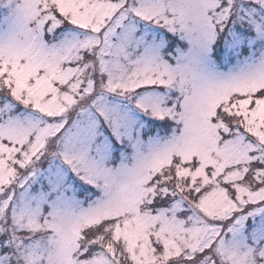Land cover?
Wrapping results in <instances>:
<instances>
[{"label":"snow or ice","instance_id":"snow-or-ice-1","mask_svg":"<svg viewBox=\"0 0 264 264\" xmlns=\"http://www.w3.org/2000/svg\"><path fill=\"white\" fill-rule=\"evenodd\" d=\"M0 264H264V0H0Z\"/></svg>","mask_w":264,"mask_h":264}]
</instances>
